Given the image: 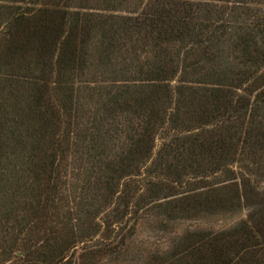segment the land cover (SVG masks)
Listing matches in <instances>:
<instances>
[{"label": "trees", "instance_id": "1", "mask_svg": "<svg viewBox=\"0 0 264 264\" xmlns=\"http://www.w3.org/2000/svg\"><path fill=\"white\" fill-rule=\"evenodd\" d=\"M3 1L0 154L38 157L39 182L55 185L75 144L128 236L140 219L167 234L194 223L142 264H264V3ZM49 193L32 221L0 226V264H71L83 235ZM123 242L100 253L121 263Z\"/></svg>", "mask_w": 264, "mask_h": 264}, {"label": "rangeland", "instance_id": "2", "mask_svg": "<svg viewBox=\"0 0 264 264\" xmlns=\"http://www.w3.org/2000/svg\"><path fill=\"white\" fill-rule=\"evenodd\" d=\"M259 1L264 3V0ZM3 4H7V2L0 0V5ZM261 7L264 9V4ZM5 30V23L0 24V61L4 53L2 43ZM140 62H143L141 57ZM5 70L6 68H0V71ZM1 89L5 91L3 87ZM63 118L65 119L64 116ZM69 126L70 124L63 123V127L69 128ZM1 151L0 162L5 164L4 172L6 174H0V226H3L5 221H13L22 215L26 216V218L24 217L25 222L32 221L29 214L37 211L36 201H43L47 192H50L48 198L54 201V206L60 209V213L66 215V219L70 214L73 216L74 221L71 226L74 233L83 235V238L75 243V247L66 254L71 257V264H119L120 261H113L112 257L104 255L105 251L103 255L100 251L103 245L108 247L110 244H118L121 238L124 240L123 246H127L128 252L130 251L131 254L129 259L121 260L120 264H142L143 259L149 254L163 253L168 248L170 239L181 236L182 232L188 230V227L194 226L192 222L177 224L176 231L167 234L159 230L153 231L154 228L151 227V224H142V219H140L137 233L134 236H128L129 231L125 224L121 223L122 226H120L115 219L107 217L108 212L115 205L111 202L108 203L109 198L106 197L104 186L102 188L101 185H98V181L94 178L87 181V174L79 169L78 160L82 153L75 150V144H71L69 151L64 155L66 164L60 170V174H57L59 179L55 185L48 180L39 182L41 171L38 157L34 159L23 155L17 157L12 154L11 147H7L5 153L4 150ZM105 163H107L105 159H96L92 171L97 175L99 173L102 177L106 176ZM35 172L38 174V178L37 175L34 176ZM46 186H49L48 191ZM246 213L247 210H243L231 218L218 219L217 221L207 220L199 224L202 228L223 229L244 218ZM20 219L18 218L17 221ZM134 222L133 219H130L128 224L132 225ZM130 225L128 227H131ZM41 234L42 232L35 233V237L40 239ZM134 256H138V259L134 260ZM5 264H9V262Z\"/></svg>", "mask_w": 264, "mask_h": 264}]
</instances>
